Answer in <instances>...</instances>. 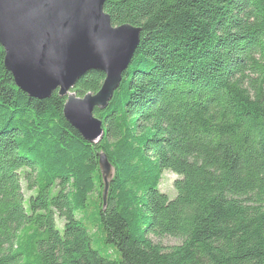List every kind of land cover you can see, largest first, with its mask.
Returning a JSON list of instances; mask_svg holds the SVG:
<instances>
[{"label":"trees","instance_id":"obj_1","mask_svg":"<svg viewBox=\"0 0 264 264\" xmlns=\"http://www.w3.org/2000/svg\"><path fill=\"white\" fill-rule=\"evenodd\" d=\"M103 12L141 34L93 111L95 144L57 92L16 88L0 47V264H264V0H106ZM102 82L89 72L72 93Z\"/></svg>","mask_w":264,"mask_h":264},{"label":"water","instance_id":"obj_2","mask_svg":"<svg viewBox=\"0 0 264 264\" xmlns=\"http://www.w3.org/2000/svg\"><path fill=\"white\" fill-rule=\"evenodd\" d=\"M106 0H0V47L3 67L28 98L46 100L57 92L65 99L64 120L90 143L102 138L93 111L104 110L130 65L141 29L113 27L103 12ZM89 72L103 75L100 90L82 98L72 90ZM105 204L112 168L97 155Z\"/></svg>","mask_w":264,"mask_h":264},{"label":"rangeland","instance_id":"obj_3","mask_svg":"<svg viewBox=\"0 0 264 264\" xmlns=\"http://www.w3.org/2000/svg\"><path fill=\"white\" fill-rule=\"evenodd\" d=\"M175 180V176L170 173H164L162 176V181L159 186L161 191L166 192L169 196H172V189H171V183ZM153 243H159L161 246L165 248H170L176 245H179V242L177 240L165 238L160 241L151 238Z\"/></svg>","mask_w":264,"mask_h":264}]
</instances>
